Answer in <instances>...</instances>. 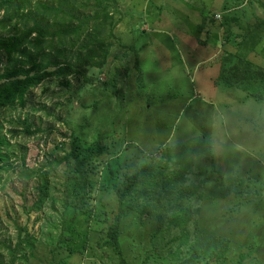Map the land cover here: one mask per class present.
Returning a JSON list of instances; mask_svg holds the SVG:
<instances>
[{"label": "rangeland", "instance_id": "1", "mask_svg": "<svg viewBox=\"0 0 264 264\" xmlns=\"http://www.w3.org/2000/svg\"><path fill=\"white\" fill-rule=\"evenodd\" d=\"M113 20L103 68L0 109V259L28 236L14 264H118L103 241L116 190L139 174L119 233L128 264H214L224 241L218 264H264V0H120ZM97 146L79 209L71 179Z\"/></svg>", "mask_w": 264, "mask_h": 264}, {"label": "trees", "instance_id": "2", "mask_svg": "<svg viewBox=\"0 0 264 264\" xmlns=\"http://www.w3.org/2000/svg\"><path fill=\"white\" fill-rule=\"evenodd\" d=\"M119 3L120 0H0V109L24 107L27 94L46 79L73 74L84 78L88 67L103 68L109 57L110 40L115 37L113 16L119 11ZM3 145L5 141L0 137V172L5 159ZM105 152L99 146L93 151L90 149L84 153L86 161L76 167L71 181L77 179L72 185L74 193L80 194L79 209H87L90 204L88 193L93 185L85 162L92 164L95 156ZM138 176L125 177L121 188L116 190L118 213L103 241V246L113 252L118 264H128L119 233L126 207H134L142 200L136 195ZM50 187L43 175L38 180L35 205L45 201ZM147 201L144 198L143 204ZM160 225L161 220L158 227ZM31 241L32 237L25 236L9 248L10 259L7 262L0 259V264L25 262L27 254L24 251L32 249ZM226 251L227 242L224 241L216 251L208 254V262L218 264Z\"/></svg>", "mask_w": 264, "mask_h": 264}]
</instances>
